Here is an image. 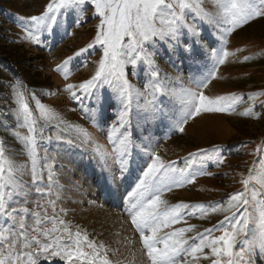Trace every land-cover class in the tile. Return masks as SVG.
Segmentation results:
<instances>
[{
    "label": "snow or ice",
    "instance_id": "6c2138e0",
    "mask_svg": "<svg viewBox=\"0 0 264 264\" xmlns=\"http://www.w3.org/2000/svg\"><path fill=\"white\" fill-rule=\"evenodd\" d=\"M89 8L90 18L97 20L94 37L55 70L67 78L75 57L101 50L94 75L79 85L65 86L73 102L83 105L88 100L83 107L91 114L89 119L94 126H100L99 116L113 102L120 109L121 129L130 126L134 103L144 124L168 117L180 132L185 131L184 125L189 120L202 113H235L242 96L212 98L203 89L234 55L226 47L229 37L237 29L264 18V0H48L41 14L18 19L23 22L25 38L39 44V34L62 25L61 17L74 15L77 27L87 23L89 17L84 14ZM205 27L211 28L220 41V47L211 49L212 68L193 78L191 87L182 82L179 88L170 86V81H179V77L163 72L157 58L166 52L165 62L173 66L175 61L185 58L199 62L200 52L207 53L210 47L204 42ZM141 74L145 78L143 89L129 79L131 76L139 80ZM3 87L7 91L0 96V101H4L0 104V130L10 134L13 143L0 138V264H45L56 260L64 264H114L103 242L89 239L79 225L73 231L72 222L60 215H67L68 210L61 207L57 211L64 191L55 167L60 151L49 154L44 149L41 156L40 150L45 140L49 144L63 140L71 147L73 141L60 133L73 129L81 143L94 145L102 174L107 173L106 181L118 188L110 160L119 164L122 182L130 167V132L114 136L110 131L108 140L113 145L110 153L97 145L86 129L67 123L36 100L38 118L22 83L10 82ZM257 100L256 93H249V106L237 114L264 118V101H259L261 110L257 112ZM8 115L13 117L15 127L6 121ZM53 123L58 129L61 125L65 128L45 137L44 132ZM223 152L218 145L211 151L198 149L189 153L188 167L184 169H177L176 162L166 164L155 153L146 152L147 166L124 200L125 212L139 234L148 264H200L201 260L210 264H258L264 258V141L252 153L260 157L259 165L250 167L239 181L241 189L223 200L169 204L162 199L165 191L192 184L197 176L214 175L207 171V162L220 167L225 163ZM209 214H223V219L203 232H194L195 225L174 227L182 222L187 224L186 218L204 219ZM193 232L192 236L186 235Z\"/></svg>",
    "mask_w": 264,
    "mask_h": 264
},
{
    "label": "rangeland",
    "instance_id": "374dc122",
    "mask_svg": "<svg viewBox=\"0 0 264 264\" xmlns=\"http://www.w3.org/2000/svg\"><path fill=\"white\" fill-rule=\"evenodd\" d=\"M47 3L48 0H0V82L4 83L3 86L10 82L22 83L27 89L28 103L38 118L36 100L51 108L67 123L86 129L92 134L96 144L110 153L113 149L108 140L110 131L114 136L124 131L130 132L132 141L130 167L122 182L119 181V164H113L110 160L112 171L119 183L118 188L106 181L107 173L102 174L94 145L81 143L73 129L60 133L65 139L73 141L71 147L63 140L53 141L51 144L45 140L41 142L43 147L40 155H44V149H48L49 154H56L57 149L60 151L59 163L55 167L64 191L63 199L58 202L57 211L61 207L68 210L67 215L63 213L60 215L72 222L73 231L75 225H79L88 233L89 239L97 243L103 242L110 250L109 259L114 264L115 262L148 264L139 241V234L134 231L125 212L124 200L147 166L146 152L155 153L166 164L176 162L177 169H184L188 167L189 161L186 158L189 157V153L197 152L198 149L211 151L213 146L217 145L224 149V164L216 167L211 161L207 162V171L214 175L197 176L192 184L165 191L162 199L167 200L169 204L179 202L208 204L221 201L228 194L240 190L242 185L239 181L242 176L248 174L250 167L258 166L260 163V157L252 153L257 145L264 141V118L252 119L237 113L249 106V93L258 95L255 106L257 112L261 110L259 101H264V94H261L264 93V18H258L237 29L229 37L226 47L234 55L220 66L217 78L211 79L208 87L203 89L204 93L212 98L230 94L242 96L243 99L236 106L235 113H202L189 120L184 125L185 131L180 132L168 117L144 124L137 115L134 103L131 109V124L121 129L118 122L120 109L115 102L106 106L98 118L100 126L96 127L89 119L91 114L86 113L83 107L88 104V100L85 99L83 105L75 103L65 90L67 84L79 85L94 75L102 54L101 50H90L89 53L75 57L69 65L70 74L67 78L55 70L58 64L73 56L94 37L97 20L90 18V8L84 14L89 17L87 23L80 27L74 24L75 16L68 15L66 18L61 17L62 25L56 26L53 31L40 33L39 44L25 38L23 22L18 17L39 15ZM203 37L204 42L210 47L207 53L200 52L197 57L199 62L185 58L182 61H175L173 66L172 63L165 62L166 52L163 57L157 58L163 72L173 78L179 77V81L171 80L170 86L179 88L182 82L184 86L191 87L193 78L206 74L212 68L211 49L220 47V41L208 27H205ZM245 57L251 59L245 60ZM129 79L143 89L145 78L142 74L139 80L131 76ZM4 88L0 90V96L5 95L7 89ZM107 94L108 91L105 89V95ZM3 103L4 101H0V104ZM140 103H144L143 98ZM5 119L15 127L11 115ZM40 123L43 124V121ZM114 126L116 131H113ZM64 128L65 125L60 126V129ZM60 129L56 124H50L44 136L58 133ZM20 131L26 132V129ZM0 138H7L10 144L13 143L12 136L2 130ZM60 165H63V168ZM33 199L36 197L33 196ZM186 219L187 224L182 222L174 227L195 225L194 232H203L204 229L211 228L222 220L223 214H209L204 219L195 216ZM194 232L186 235L192 236ZM214 234L220 235V232ZM132 246L136 247L134 253H131L132 250L129 248ZM45 264L64 262L56 260ZM200 264L210 262L201 260ZM258 264H264V258L259 259Z\"/></svg>",
    "mask_w": 264,
    "mask_h": 264
},
{
    "label": "bare ground",
    "instance_id": "6f19581e",
    "mask_svg": "<svg viewBox=\"0 0 264 264\" xmlns=\"http://www.w3.org/2000/svg\"><path fill=\"white\" fill-rule=\"evenodd\" d=\"M129 248H130V250H132L131 253H134V252L136 251V247H134V246L129 247ZM130 250H129V251H130ZM133 262H134V261H133ZM136 263H139V262H136ZM134 264H135V263H134Z\"/></svg>",
    "mask_w": 264,
    "mask_h": 264
},
{
    "label": "trees",
    "instance_id": "16d2710c",
    "mask_svg": "<svg viewBox=\"0 0 264 264\" xmlns=\"http://www.w3.org/2000/svg\"><path fill=\"white\" fill-rule=\"evenodd\" d=\"M3 84H4V83H1V82H0V90H4V89H5V88L3 87Z\"/></svg>",
    "mask_w": 264,
    "mask_h": 264
}]
</instances>
